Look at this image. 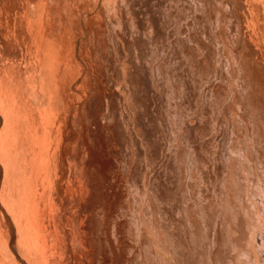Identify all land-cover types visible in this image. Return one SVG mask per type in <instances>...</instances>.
Here are the masks:
<instances>
[{
    "label": "bare ground",
    "instance_id": "6f19581e",
    "mask_svg": "<svg viewBox=\"0 0 264 264\" xmlns=\"http://www.w3.org/2000/svg\"><path fill=\"white\" fill-rule=\"evenodd\" d=\"M98 1L0 0V40L2 43V48L0 49L2 53L0 56L2 58L0 61V110L3 112L2 116H0V122H2L0 131V227L2 225L5 227L9 226L12 232H16L19 235L18 241L15 239L17 249L12 248V251L9 249L10 236H5L4 241H2L3 245L0 241L1 247L4 246L8 249L10 258L6 255L0 256V264H13L16 262L18 264H70L71 256L63 255V250L60 253V250L57 251L55 248L52 250V247L49 248L51 252L45 249L42 223L47 219L51 222L56 242L59 243V239H57L55 225L59 223L65 230L63 231L65 233L64 236L69 238L67 240L69 241V246L70 244L75 245L87 252L84 247V227L85 223L88 222L86 211L91 206L90 191L85 186L88 180L87 170L90 171V177H98L101 163L96 157L98 154L95 149H93L92 153L93 159L90 160L88 158L87 142L82 125L85 120L88 122L87 115L89 114H86L88 112V109L86 112L88 103H86L85 89L89 85H85L86 77L84 78V76L86 75L83 76V32L80 27L81 20L86 26L88 37L91 36L94 41H97V53L101 55L103 52L102 58L106 64L108 79L111 81L110 84L113 85V88L110 85L113 90L107 100L110 104L109 117L113 119L111 131H108L112 132V137L115 138L121 147L123 156L119 165L124 170V173L128 174L124 180L125 184H122L126 199L124 200L125 203H121L120 209L124 212L121 214L124 220L118 222L113 219L111 223H108V227L105 228L103 227L105 226V214L102 213L101 209L95 208V211L90 214L89 222L93 224L96 232L103 230L105 234L111 232L114 235L118 227L124 224L130 233L136 234V238H139L141 244L139 251L137 250L138 254L132 260L133 264H166L167 262L169 264H187L188 259L189 261H194L193 248L205 242L207 226H211V216L207 208L204 207L206 211L203 212V215H199L201 214L199 212L198 215L200 217H194L195 213L193 211L196 206L194 203H190L185 195L190 188L194 187L191 184V187H188L184 178L186 176L184 155L186 157L191 155L183 152L180 141L192 140L194 132L192 126L195 125H187L183 128L186 133H183V130L180 132L178 127L174 129L173 125L176 118L183 111V109H178V105L182 101L181 95L186 93L185 90L188 86L184 83V76L190 74L192 67L198 70L201 75L211 73L214 63L217 62L214 61L215 50L213 48L208 50L207 46H202L206 47L205 51L212 57L210 58V60H213V63H210L212 65H208L207 61H205L207 60L206 58H204V63H201L197 52L195 57L194 55L191 56V60L187 59V54L181 59L180 65L173 64L176 62L175 60L172 63V60H169L170 58H164L165 48H167L164 28L161 25L160 29H155L156 25L154 24L155 26H153V22H151L154 18L151 15L149 16V12L148 16L146 13L141 15L142 13L140 12V17H137L130 12L131 10L126 11L125 9L121 11L120 8V11H116V0H100L101 3H98ZM177 1L173 2L177 6L176 10L179 8ZM182 1L186 2L187 0ZM194 1L192 0L193 4H190L196 7V11L206 15V18L214 19L212 12L214 13L216 8H214L211 0H197L199 4H195ZM119 2L122 5H128L136 12L147 7L136 0H119ZM167 2L168 0H159L157 3L159 6L158 10H156L163 18L170 13ZM228 4L233 11L231 17L233 20L230 22L232 32L235 34L236 39L238 36L237 41L243 44V50L247 52V68L254 77L258 93L264 98V0H231ZM81 7L86 9H83V11L80 9ZM96 7H98L99 11L102 10L106 17L105 28L100 34L98 33L99 35L94 34L92 31L94 30L92 25L97 26L99 24L95 23V16L91 17V12ZM129 7L126 6V8ZM147 8L149 10V7ZM81 14L83 17L80 20ZM219 14L224 15L220 12ZM219 14L218 16H220ZM100 15L98 14L99 17ZM204 15H201V18ZM101 19L103 18L101 17ZM218 20L220 19L218 18ZM192 21H195V19ZM195 24H190V27L196 33ZM133 32L135 33L132 35L131 33ZM128 39L135 42L136 47L134 49L132 47L131 49L129 48ZM90 41L92 42V40ZM88 50L86 49L85 51ZM97 53L93 56L96 57ZM94 57L92 58L94 59ZM98 57L100 56L98 55ZM90 62L92 61H89V64ZM241 68L244 71L246 70L245 66ZM165 72L169 74L166 75ZM115 83L118 85L117 87ZM219 86V84H216L208 88L213 89L214 94H218V98L221 100L220 91L217 90ZM210 89L206 90L209 92ZM244 89L245 92L248 91H246V87ZM92 90L94 91V87ZM155 91L159 92L160 102L163 101V104H166L164 106L165 111L159 114L157 118L154 115L151 116V114L149 116V111L146 108V99L151 94H155L156 97ZM94 92L97 93L96 89ZM97 97L94 99H98ZM185 100L183 99V101ZM92 101L94 102V100ZM116 101L119 103L123 102L124 110L127 112L126 115H124L125 111L123 112L120 108H116ZM169 101L173 107L168 106ZM241 105L247 107L248 112H252L247 97H244ZM166 108L170 109V111L168 112ZM91 110L93 109L91 108ZM165 113L167 118H165ZM93 114L95 113L93 112L92 116ZM121 117H123L122 122L120 121ZM157 121L162 128H169L168 126L170 125L173 135H171L172 139L170 140L172 141L169 149L172 156L168 163L161 165L160 170L158 169L157 171L158 174H155V177L153 176L151 179L149 173H147V170L151 167L148 161H153L152 154L165 146L164 136L157 135L156 128L152 127L157 124ZM90 122L92 123L93 120L89 119L88 123ZM253 122L257 128L260 127V123L256 118H253ZM97 123L99 125V121ZM134 130L138 131V133L140 132L138 134L141 138V140L139 138L140 141L136 138L138 136L135 137ZM164 131H166V128ZM71 134L75 136L73 141L66 139ZM257 134H261L260 129L259 131L257 130ZM99 137L98 139H100ZM104 138H107V136H103ZM107 141L109 142V140ZM110 142L106 144L109 146ZM98 143L91 142L92 148H96L99 145ZM113 152L115 154V151ZM125 157H127L126 160ZM198 160L199 164H201V160ZM162 171H167L171 184L169 188L175 190L177 199L176 203L169 201L172 205L170 204L171 206L168 208L164 206L165 199L161 196V188L165 186L160 183ZM146 180L150 182L148 191H144L141 187V183L143 181L145 183ZM117 182L119 183V181ZM233 184L239 194L238 184ZM121 192L123 191L121 190ZM97 195L98 192L95 191V196L97 197ZM186 206L191 214H188ZM141 207H144V210ZM144 214H146L145 219L141 217ZM240 214L242 215V212H239ZM189 215L193 221V227L189 226L187 219ZM165 217L167 221L169 220L167 223L169 224V229L162 221ZM241 220L239 219L238 224L241 223ZM189 221L192 222L191 220ZM242 229L240 230L244 234L245 228ZM31 231L32 233L34 232L33 235L37 236H35L36 238L33 235L31 236ZM162 233L167 235V240L164 238L166 235L163 237ZM140 234L143 236L140 237ZM234 236L233 234V242L235 243L234 245H237L239 238L241 239L242 237L240 236L237 240ZM31 238H33V241L36 240L37 243L34 244L35 241L32 242ZM1 239L3 240V238ZM40 239L42 241L39 244L38 241ZM159 239L165 245L162 247L164 249L161 252L157 250V248H160ZM100 241L101 238L98 241L99 244H101ZM18 243L22 244L28 262H24L26 258L21 259L18 256L20 254L17 253L18 249H20L18 247H21ZM62 249L65 250V248ZM187 249L192 251L189 255L186 253ZM1 253L3 254V252ZM74 256L72 257L73 259Z\"/></svg>",
    "mask_w": 264,
    "mask_h": 264
},
{
    "label": "rangeland",
    "instance_id": "374dc122",
    "mask_svg": "<svg viewBox=\"0 0 264 264\" xmlns=\"http://www.w3.org/2000/svg\"><path fill=\"white\" fill-rule=\"evenodd\" d=\"M136 1L140 2L141 5H145L149 7V10L146 7L147 9L143 8L144 10L140 9V11L138 10L139 12H136V10L131 9L128 5H122L119 2V0H116L115 3L116 11H120V8L121 11L125 9L126 11L131 10L130 12L137 17H140L141 13H142L141 15H144V13H146L148 16V12H149V16L151 15V17L154 18L152 19L151 22H153L152 24L153 26L156 25L155 29L157 30L160 29L161 25L164 28V38H165V43L167 45V48H165L164 58L166 59L167 57L168 59L170 58L169 60L170 61L172 60L171 61L172 63L175 61L177 62L173 64L180 65L182 62L181 59H183V56L187 54H188L187 59L191 60L192 59L191 56L194 55L195 57V54L197 52V55L199 56L198 59H200L199 61L201 63H204L205 60L204 58H206L207 60L205 61H207L209 65L213 60L212 59L210 60V58L212 57L209 55L207 51H205L206 47H202L203 45L207 46L208 50H210V48L211 49L213 48L216 54L214 61L217 62L214 63L215 65L213 64L214 67L213 70H211L212 74L209 73V74L201 75L198 72V70L192 67L190 74L184 76L185 77L184 83L188 85L186 90L187 89L189 90L187 91L185 90L186 93L184 95L182 94L180 97L182 101L178 105V109L179 108L181 110L183 109V111L176 118L175 124L173 125L174 129L178 127L180 132H182L183 130V133H186L183 128H185L187 125H195L192 126V128H194V132L192 136L193 141L190 139H186V142L185 140L180 141L181 142L180 146L181 149H183V152L191 155L189 157L187 155L188 158L184 155L185 162L187 161L186 163L184 162V167H185L184 169H186L185 173L187 176V177L185 176L184 178L186 179L185 181L186 184H188V187H191V185L192 187H194V188H190V190L187 191L185 195L186 197H188L189 199L188 201L190 203H194L196 206V209H194L193 211L195 213L194 217L197 216L200 217L199 215H203V212L206 211L204 207L207 208L211 216V226L209 225L207 226L208 230L205 233V242L200 243L199 246H195L194 248H196L197 250L193 248L194 261L192 260L189 261L188 259L187 264H264V98L258 93L254 81V77L251 74L250 70H248L247 68L248 65L247 52L243 50L244 49L243 44L237 41L238 36L236 39L235 34L232 32V25H230L231 24L230 22L231 20H233V18H231L233 15V11H232V7L230 8L228 4V2L231 0H211L214 4V8H216V11L214 13L212 12V14L214 15L213 20L211 18H206L205 17L206 15H204L203 13L201 14L199 11H196V7L192 5L193 4L192 0L191 1L187 0L186 1L187 3L182 0H178V1L168 0L167 5L169 7L168 10L170 13H168V15L166 14L165 18L159 15L157 11L159 6L157 5V3L159 2V0H154V1L150 0L151 2L149 0H136ZM174 1H177V4L179 6L177 10L175 9L177 8V6L175 5V3H173ZM194 2L195 4L196 3L199 4L197 0H195ZM98 3H101V1L99 0ZM173 5H175L176 7ZM117 6L120 7L118 8ZM126 6L129 8H126ZM98 7H96V9H94L91 12L92 13L91 17L95 16L96 19V21L94 20L95 23H99L97 26L92 25V29L94 28V30L92 31L96 35H99L101 31H103L106 23L105 14L102 10L99 11ZM172 8L175 10V12ZM80 9L83 10L86 8L81 7ZM219 12L224 15L222 16L221 14H219ZM198 13L201 14L202 16L204 15L205 18L204 17L201 18V15H199ZM98 14H101L100 17L98 16ZM218 14L220 16H218ZM82 17L83 16L81 14L80 20L82 19ZM101 17L103 19H101ZM218 18L220 20H218ZM193 19H195V21H192ZM193 23H196L195 24L196 33L193 32L192 27H190V24ZM80 27L83 32V40H82V51H83L82 66L84 68L83 76L86 75L84 76V78L86 77L85 85L86 86L87 84L89 85L87 86L88 88L86 87L85 89L86 103L90 105L92 104L91 106L87 104L86 112L87 109L88 112L86 114H89L91 117L92 113L93 112L95 113L93 114L94 117L92 116L91 118L89 117V115H87L88 122L89 119L91 121L93 120V122L96 119L94 123L92 122L93 124L91 122L88 123L87 120H85L82 125L87 142L86 149H87L88 158H90V160L93 159L92 153H93V149H95V151L98 154V156L96 157L101 163V169H100V175L98 177H90L89 175L90 171L87 170L88 180L85 183V186L87 190L90 191L89 199L91 202L90 208L86 211V215H88V222L85 223V227H84V232H85L84 247L87 249V252H84L75 245L70 244L69 246V241H67L69 238L64 236L65 233H63V231L65 230L63 227H61L59 223L55 225L57 239H59V243L56 242V240L54 239L55 237L51 227V222H49L48 219L42 223L43 224L42 236L45 238L44 245H45V249L50 252L51 250L49 248L51 247L52 250L53 248L57 249V251L60 250V253L63 250L62 251L63 255L66 254L71 256V259L69 261L71 263L73 262L72 264H76V261L78 262L77 264H94V263L107 264L108 262H109L108 264H128V263L133 264L132 260H134L135 255L138 254L137 252L139 251L141 244L139 238L138 237L136 238V234L130 233L128 231L129 229L127 227L125 228L124 224L123 225L121 224V227L120 226L118 227L116 231L117 233L115 232V234H117L116 236H114L115 234L112 235L111 232H109L110 234L109 233L105 234L103 230L101 232L98 230L100 232L99 233L97 231L99 233L98 234L93 224L89 222V219L91 218L90 214H92L95 211V208L101 209L103 211L102 213L105 214V226H103L105 228L108 227V223H111L113 219H116V221L118 222H122L124 220V217L121 215L124 212L121 211L120 209L121 205L125 203L124 200L126 199L124 187L122 186V184L123 185L125 184L124 180L126 176H128V174L124 173V170L119 165L120 159H122L123 156V154L121 153V147L118 145L119 143L115 140V138L112 137V132H109L111 131V124L113 122V119L109 117L110 104L108 103L107 100H108V96L111 94L113 90L112 89L113 85L110 84L111 81L108 79L106 64L104 63V60L102 58L103 52L101 53V55L100 53H97L98 52L97 41L96 40L94 41L91 36L88 37L89 34L86 31V26L82 20L80 21ZM134 33L135 32L131 34L133 35ZM194 36L196 37L194 38ZM191 37L193 40L191 39ZM90 40H92V42ZM128 42L130 45V47L129 45L128 47L130 49L131 47L132 49L136 47L135 42L132 41L131 39H128L127 43ZM174 42L176 43V45ZM131 44L133 45L131 46ZM85 47L87 50L88 49L89 50L85 51L86 50L84 49ZM1 48H2V43L0 40V49ZM96 53H97L96 56L97 58L94 57ZM1 55L2 53L0 52V56ZM98 55L100 57H98ZM235 55L237 58L235 57ZM88 56L89 57L91 56L90 59L92 60L88 59L89 58ZM92 57H94V59ZM1 59L2 58H0V61ZM95 59L97 60L95 61ZM220 59L222 62L220 61ZM89 61L92 62H90L89 64ZM240 65L245 66L246 70L244 71L241 68L242 66ZM168 72H165V74L168 75L169 74ZM91 74L92 75L95 74L93 75L95 78ZM186 76H188L189 78ZM90 78L92 81L90 80ZM95 83L97 84V86ZM90 84H93L91 85L92 87L90 86ZM216 84L220 85L217 90L220 91L221 100L218 98L219 97L218 94H214L213 89L208 88ZM110 85L112 86V88H110L111 87ZM115 86L117 87L118 85H116L115 83ZM93 87H94V91L96 89L98 94L92 90ZM244 87L247 88L246 89V91L248 90L247 92H245ZM206 89H210L209 90L210 93ZM155 92L157 94L156 97L155 94L153 95L151 94V96L146 99V106H147L146 108L149 111L148 112L149 116L151 114V116L154 115L157 118L159 114L165 111L164 106H166V104L164 105L163 101L160 102L159 92L158 91ZM96 97L98 99H94ZM244 97H247L249 99V105L251 106L250 109L252 110L251 113L247 111V107L245 106L243 107L241 105L243 103ZM183 99L186 100L183 101ZM92 100H94V102ZM89 101L92 102L90 103ZM170 101L168 103V106L173 107ZM116 106L117 109L120 108L121 110H123V112L125 111L123 102L119 103L118 101H116ZM91 108L93 110H91ZM166 110H168V112L170 111V109L167 108ZM0 113H1L0 116H2L3 112L1 110ZM258 113L261 115H259ZM126 114L127 112L125 111L124 115ZM164 115L166 116L165 118H167V114L165 113ZM253 118H256L259 121L260 123L259 128H257V126L254 124ZM122 119L123 117L120 118L121 122L123 121ZM98 121H99V125L97 123ZM158 123L159 122L157 121V124H154L152 127L156 128L155 130L157 135L164 136L163 138H165L164 139L165 146H163L160 150H158V152L156 153L154 152L152 154V158H154L153 161H148L151 167H149L150 169L147 170V173H149V177L151 179L153 176L155 177V174H158L157 171L158 169L160 170L161 165H163L164 163H168L170 157L172 156L169 149L170 142L172 141L170 140L172 139L171 135H173L171 133L170 125L168 126L169 128L165 127L166 131H164L165 128H162V126L159 125ZM1 129H2V122H0V131ZM259 129L261 131V134H257V130L259 131ZM168 130H170L169 131L170 134ZM101 131H105V132L102 133ZM164 132H168V133H164ZM139 133L138 131L136 132V130H134L135 137L138 136L136 137L138 140L140 138V136L138 135ZM96 134L100 136L99 138L101 140L98 139V136ZM168 135L169 137H167ZM71 136H69L66 139L73 141L75 136L74 134H71ZM103 136L104 137L107 136V138L103 139ZM87 137L90 139H88ZM106 139L109 140V142L111 141L109 145L111 147L107 145L109 144V142ZM99 140L102 142H100ZM93 141L96 143L99 142L98 143L99 145L96 148H92L93 146L91 145V142ZM101 143L103 144L101 145ZM125 150L126 152H128L127 149ZM113 151H115V154ZM114 155L117 156L116 159H114L115 158ZM191 158L193 161L191 160ZM126 159L127 157H125V160ZM198 159L201 160L200 162L201 164H199ZM116 180L119 181V183ZM160 180H161L160 183L165 185L164 187L161 188L162 189L161 193L163 194V195L161 194V196H163V199H165L164 206L168 208L169 206L172 205L171 204L172 202L173 203L177 202L175 190H171L169 188L171 187V184L167 171H162V173L160 174ZM232 182L238 184L237 186H239L238 188L240 190L239 192L240 195L236 192L237 189L234 187V184ZM142 183H141L142 189L144 191H148L150 188L149 180H146L145 183L143 181ZM121 190L124 193L121 192ZM95 191L98 192L97 197L95 196ZM123 196L125 198H121ZM141 209L144 210V207H141ZM187 210H188V214L189 213L191 214L188 207ZM199 212L201 214H199ZM239 212L240 213L242 212V215L241 214L239 215ZM141 217L145 219L146 214L142 215ZM164 219L162 221L165 223V225L168 228L169 224L167 223L169 222V220L167 221L166 217ZM187 219L189 226L193 227L192 225L193 221L190 218V215L187 216ZM239 219L240 220L242 219L240 224H238ZM189 220H191L192 222H190ZM6 226H8V224ZM240 226L241 228H239ZM2 227L5 226L2 225ZM2 227H0L1 230L0 238H3V240L2 239L0 240L2 245H3L2 241H4L5 236L7 237L10 236L11 239L9 243L10 244L9 249H11V251L12 248L17 249L15 245H17L16 240L18 241L19 235L16 232H12L9 226L5 228ZM47 227L49 228V230ZM242 228H245L246 234L245 233L243 234L241 232L240 229ZM33 233L31 231V236L33 235ZM241 233L243 234V237ZM162 234L163 237L166 235L165 233ZM233 234L235 235L234 237L237 238V240L240 236L242 237L241 239L239 238V243L237 245H234L235 243L233 242V237H232ZM33 236L34 238L37 237L36 235ZM141 236L143 235L140 234V237ZM12 237L14 238V240ZM100 238H101L100 241L101 244L98 243ZM164 238H166L165 240H167V235ZM31 240L32 242L35 241L34 244L37 243L36 240L33 241V238H31ZM41 241L42 240L40 239L38 243L40 244ZM158 241L160 242V248H157V250L161 252V250L163 251L164 249L162 247L165 245L162 244L161 239H159ZM1 243H0V256L6 255L9 258L8 249L4 246L1 247ZM18 244L21 245V247L20 246L18 247L20 248L18 249L19 251L17 252L20 253L18 254V256L21 259L24 258L27 259V256L22 248L23 247L22 244L21 243ZM132 247L134 248L132 249ZM62 248H65L66 251ZM96 248L97 249L99 248V250H97ZM106 251L108 252L106 253ZM1 252H3V254ZM4 252L6 253L4 254ZM190 252L192 251L188 250L186 252L187 255H189ZM68 253H70L71 255ZM23 255H25L26 257ZM73 256L74 259L72 258ZM26 259L24 260V262L25 261L28 262V259L27 260ZM0 263H1V257H0ZM13 264H18V263L16 262ZM166 264L169 263L167 262Z\"/></svg>",
    "mask_w": 264,
    "mask_h": 264
}]
</instances>
